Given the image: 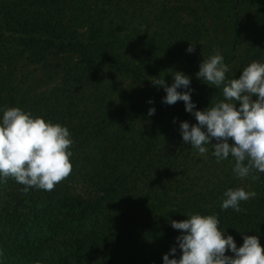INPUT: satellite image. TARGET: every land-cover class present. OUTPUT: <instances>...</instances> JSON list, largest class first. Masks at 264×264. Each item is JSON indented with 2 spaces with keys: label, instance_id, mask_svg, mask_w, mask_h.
Wrapping results in <instances>:
<instances>
[{
  "label": "trees",
  "instance_id": "16d2710c",
  "mask_svg": "<svg viewBox=\"0 0 264 264\" xmlns=\"http://www.w3.org/2000/svg\"><path fill=\"white\" fill-rule=\"evenodd\" d=\"M217 49L229 77L264 61V0H0V107L65 125L74 141L51 191L0 183V264H162L180 234L171 220L192 212L216 214L238 247L244 235L264 247V173L240 179L231 156L184 143L179 123L194 115L151 81L184 72L203 110L223 98L195 75ZM230 187L257 195L224 210Z\"/></svg>",
  "mask_w": 264,
  "mask_h": 264
},
{
  "label": "clouds",
  "instance_id": "9594fccd",
  "mask_svg": "<svg viewBox=\"0 0 264 264\" xmlns=\"http://www.w3.org/2000/svg\"><path fill=\"white\" fill-rule=\"evenodd\" d=\"M194 50L189 44L187 51ZM229 72L232 69L219 49L200 62L196 77L220 89L223 97L203 110L196 108L191 98V78L184 72L173 71L171 84L164 78L151 81L154 86L163 87V103L183 101L185 111L194 115L196 123H179L184 143L201 155L207 154L206 146L211 145V155L217 162L232 157L236 177L259 179L258 174L264 173V61H251L238 78H233V74L229 77ZM149 103L153 101L150 99ZM155 111V107H150L148 115ZM213 139L215 143L211 142ZM73 143L65 125L33 116L17 106L0 107V183L11 177L24 186L25 193L30 188L51 191L72 171ZM256 195L254 190L230 187L223 192L220 206L241 212V202ZM170 224L180 234L175 238L176 245L163 254L162 264H264L259 236L244 235L238 247L233 236L220 229L216 214L192 212L183 220H171ZM228 251L232 255H226Z\"/></svg>",
  "mask_w": 264,
  "mask_h": 264
},
{
  "label": "rangeland",
  "instance_id": "374dc122",
  "mask_svg": "<svg viewBox=\"0 0 264 264\" xmlns=\"http://www.w3.org/2000/svg\"><path fill=\"white\" fill-rule=\"evenodd\" d=\"M219 35H220V36H219V40H220V41H223V40H227V39H228L227 33L224 32V31L220 32ZM229 37H230V36H229Z\"/></svg>",
  "mask_w": 264,
  "mask_h": 264
}]
</instances>
